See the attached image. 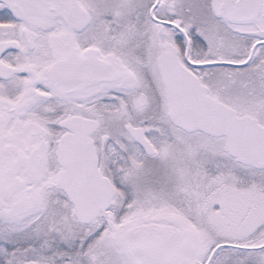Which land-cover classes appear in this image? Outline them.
Masks as SVG:
<instances>
[{
  "label": "snow or ice",
  "instance_id": "6c2138e0",
  "mask_svg": "<svg viewBox=\"0 0 264 264\" xmlns=\"http://www.w3.org/2000/svg\"><path fill=\"white\" fill-rule=\"evenodd\" d=\"M0 264H264V0H0Z\"/></svg>",
  "mask_w": 264,
  "mask_h": 264
}]
</instances>
